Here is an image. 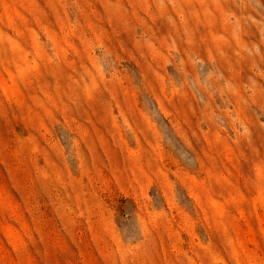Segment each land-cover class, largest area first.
Wrapping results in <instances>:
<instances>
[{
	"label": "rangeland",
	"instance_id": "rangeland-1",
	"mask_svg": "<svg viewBox=\"0 0 264 264\" xmlns=\"http://www.w3.org/2000/svg\"><path fill=\"white\" fill-rule=\"evenodd\" d=\"M0 264H264V0H0Z\"/></svg>",
	"mask_w": 264,
	"mask_h": 264
}]
</instances>
